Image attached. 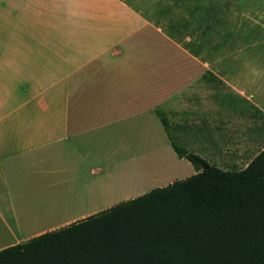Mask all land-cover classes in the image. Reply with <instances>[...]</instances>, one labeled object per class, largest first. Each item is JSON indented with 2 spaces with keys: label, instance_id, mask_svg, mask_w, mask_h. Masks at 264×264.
Here are the masks:
<instances>
[{
  "label": "crops",
  "instance_id": "1",
  "mask_svg": "<svg viewBox=\"0 0 264 264\" xmlns=\"http://www.w3.org/2000/svg\"><path fill=\"white\" fill-rule=\"evenodd\" d=\"M251 3L0 0V250L194 175L173 136L245 169L264 149V29H232Z\"/></svg>",
  "mask_w": 264,
  "mask_h": 264
},
{
  "label": "trees",
  "instance_id": "2",
  "mask_svg": "<svg viewBox=\"0 0 264 264\" xmlns=\"http://www.w3.org/2000/svg\"><path fill=\"white\" fill-rule=\"evenodd\" d=\"M171 144L194 175L0 250V264H264V149L222 171Z\"/></svg>",
  "mask_w": 264,
  "mask_h": 264
},
{
  "label": "rangeland",
  "instance_id": "3",
  "mask_svg": "<svg viewBox=\"0 0 264 264\" xmlns=\"http://www.w3.org/2000/svg\"><path fill=\"white\" fill-rule=\"evenodd\" d=\"M247 11L248 12H246V11L244 12L245 15H248V16L251 15L253 21L254 20L255 21L254 22L253 21L251 22V21L248 20V22H246V23L232 24V29H236L238 25L241 26L242 29H245V27L246 28H251L252 27V29H254V30L264 29V0H252L251 6H249L247 8ZM147 16H148V14H147ZM150 17H152L153 19H155L154 16H151L150 15ZM157 23H159L160 25H163L164 28H166L168 30V25L159 22V19L158 18H157ZM220 25H222L221 26V31H227V30L230 29L228 24H219V26ZM169 31H171V29ZM171 33H174V32L171 31ZM178 40L180 42L183 41L181 39H178ZM209 42H211V40H209ZM198 44L199 43H198L197 40L184 41V45L186 47H188L192 52H196L197 51ZM173 137H174V141L177 142V144H178L179 147H181V148L185 147V145L182 144L181 142H179L175 138V136H173ZM134 168H136V169L139 168L140 169L142 167H136V165H135ZM133 170L136 172V177L135 178H140V180L139 179L137 180L138 182L140 181V183H142V184L143 183H149L150 182L149 180H146V182H144L145 181L144 179H145L146 175L145 174L143 175V171L142 172H137V170H135V169H133ZM189 176L190 175L186 176V178L189 177ZM123 180H124L123 182H126L128 185H131V180H127V179H123ZM147 186H149V185H147ZM147 186L143 185V187H147ZM139 189H141V187Z\"/></svg>",
  "mask_w": 264,
  "mask_h": 264
},
{
  "label": "bare ground",
  "instance_id": "4",
  "mask_svg": "<svg viewBox=\"0 0 264 264\" xmlns=\"http://www.w3.org/2000/svg\"><path fill=\"white\" fill-rule=\"evenodd\" d=\"M135 170H137V172H142L143 171V175L145 174V175H147L146 174V172H145V170L143 169V168H140V169H135ZM151 183H152V181H150ZM143 183L145 186H147V185H149V184H151V183Z\"/></svg>",
  "mask_w": 264,
  "mask_h": 264
}]
</instances>
